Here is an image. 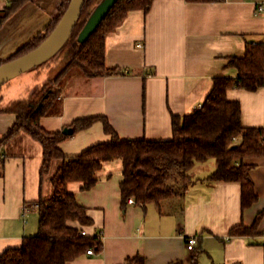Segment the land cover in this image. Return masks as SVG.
Listing matches in <instances>:
<instances>
[{"label":"crops","instance_id":"obj_1","mask_svg":"<svg viewBox=\"0 0 264 264\" xmlns=\"http://www.w3.org/2000/svg\"><path fill=\"white\" fill-rule=\"evenodd\" d=\"M58 2L28 0L5 20L0 61L43 28L56 14ZM7 5L9 0H0V11ZM263 40L264 0H153L146 12L130 11L105 39V65L129 73L79 77L63 84L58 111L42 116L39 124L51 132L69 127L77 118L103 116L120 139H168L171 115L198 108L215 77L237 76L230 59L244 56L247 42ZM9 88L0 89L3 104L22 96L6 98ZM226 96L240 103L243 126L263 129L264 144V86L255 91L229 88ZM14 120L13 114L0 113V138ZM68 135L59 143L66 155L111 138L99 120ZM1 155L0 254L36 233L37 201L53 190L50 176L39 178L42 146L29 134L17 132L2 145ZM250 161L256 165L247 177L257 200L244 209L239 182L209 178L217 164L213 158L195 161L189 168L191 181L177 212L159 213L152 203L122 204L118 160L103 163L98 180L87 190L80 182L67 183L92 219L85 234L97 235L101 249L66 264H127L136 256L143 259L141 264H189L193 254L196 264H264V215L259 234H229L234 225H251L264 208V154ZM59 163L53 161L51 174ZM189 236L197 238L193 252L186 248Z\"/></svg>","mask_w":264,"mask_h":264},{"label":"trees","instance_id":"obj_2","mask_svg":"<svg viewBox=\"0 0 264 264\" xmlns=\"http://www.w3.org/2000/svg\"><path fill=\"white\" fill-rule=\"evenodd\" d=\"M28 0H9L0 11V28L5 20ZM101 0H84L79 17L64 45L43 63L35 73L38 83L22 96L1 103L0 113L13 114L15 120L0 138V165L2 145L17 132L24 131L42 146L39 178L50 176L53 187L48 197L38 199V225L34 235L25 236L18 247L7 248L0 254V264H66L82 255L86 249H101L97 235L82 234L92 224L86 208L77 203L67 183L80 182L87 190L98 180L97 172L105 162H121L119 190L122 204L132 197L136 204H154L159 213L177 212L180 200L191 179L189 168L195 161L216 160L209 178L237 181L241 185V208L257 200L254 186L247 177L249 168L264 154L263 129L241 124L240 103L226 96L229 88L255 91L264 86V40L247 42L242 57H232L230 63L237 76L215 77L211 90L199 108L182 116L171 115V132L168 139H120L107 119L91 116L74 119L69 127L73 131L102 122L103 130L111 136L108 142L93 144L80 153L66 155L59 143L69 135L46 131L39 124L42 116L58 111L60 80L71 69H78L88 78L128 74L118 67H109L104 61L105 39L133 10L148 11L153 0H118L100 22L93 34L84 42L77 35ZM211 3L219 0H186ZM69 0H59L56 14L30 40L16 49L0 64L17 59L36 49L51 33L68 6ZM49 62V63H48ZM1 88V87H0ZM59 161L51 174L53 161ZM264 215L259 211L252 224L231 227V236L257 235V226ZM139 256L127 264H141ZM173 264H182L176 262ZM189 264H196L193 254Z\"/></svg>","mask_w":264,"mask_h":264},{"label":"water","instance_id":"obj_3","mask_svg":"<svg viewBox=\"0 0 264 264\" xmlns=\"http://www.w3.org/2000/svg\"><path fill=\"white\" fill-rule=\"evenodd\" d=\"M118 0H101L93 9L77 35L78 42H84L94 33L100 22ZM84 0H69L68 6L48 37L34 50L17 59L0 64V86L44 61L51 58L67 41L75 25ZM71 134L72 128L62 129Z\"/></svg>","mask_w":264,"mask_h":264},{"label":"rangeland","instance_id":"obj_4","mask_svg":"<svg viewBox=\"0 0 264 264\" xmlns=\"http://www.w3.org/2000/svg\"><path fill=\"white\" fill-rule=\"evenodd\" d=\"M59 1V0H57ZM52 59V58H50ZM49 63V62H48ZM37 70V67L31 68L25 72L20 73L18 76L10 79L6 83L2 84L0 89L10 86L9 90L4 94L6 98H14L16 96L23 95L34 88L38 83V80L33 79L34 73ZM79 77H88L84 76L82 72L78 69L69 70L60 80V86L62 87L65 83H72L78 80ZM27 89V91H25ZM25 92V93H24Z\"/></svg>","mask_w":264,"mask_h":264},{"label":"built area","instance_id":"obj_5","mask_svg":"<svg viewBox=\"0 0 264 264\" xmlns=\"http://www.w3.org/2000/svg\"><path fill=\"white\" fill-rule=\"evenodd\" d=\"M199 107H200V106H199ZM199 107H198V108H199ZM125 202L128 203V204H133V203H135V201H134V199H133L132 197H128V198H126ZM25 210H26V208H23V214H24ZM82 234H85V232L82 231ZM196 241H197L196 236H189V237L186 239V248H187L188 251L193 252V250H194V246H195V244H196ZM85 253H86V254H89V255H92V254L94 253V251H93L92 248H88V249H86Z\"/></svg>","mask_w":264,"mask_h":264}]
</instances>
